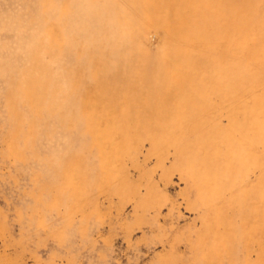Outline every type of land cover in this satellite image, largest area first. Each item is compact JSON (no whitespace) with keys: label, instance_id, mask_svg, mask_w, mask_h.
<instances>
[{"label":"rangeland","instance_id":"obj_1","mask_svg":"<svg viewBox=\"0 0 264 264\" xmlns=\"http://www.w3.org/2000/svg\"><path fill=\"white\" fill-rule=\"evenodd\" d=\"M0 264H264V0H0Z\"/></svg>","mask_w":264,"mask_h":264}]
</instances>
